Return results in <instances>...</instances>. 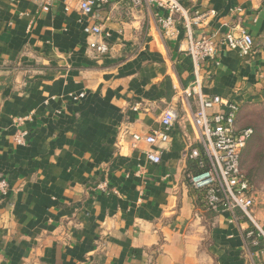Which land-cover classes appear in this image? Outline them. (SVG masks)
Masks as SVG:
<instances>
[{"label": "crops", "instance_id": "0c3cea01", "mask_svg": "<svg viewBox=\"0 0 264 264\" xmlns=\"http://www.w3.org/2000/svg\"><path fill=\"white\" fill-rule=\"evenodd\" d=\"M178 1L183 15L126 0L98 8L93 22L110 36L97 57L77 0L47 12L40 0H0V264H264L253 225L205 210L188 182L198 102L183 94L190 22L194 40L217 47L199 65L202 95L240 110L264 102V0ZM230 30L251 36L248 56L222 45ZM168 109L176 119L153 164L146 153L158 148L132 136L158 132ZM15 118H27L24 145ZM253 215L264 232V207Z\"/></svg>", "mask_w": 264, "mask_h": 264}, {"label": "built area", "instance_id": "2783aa9c", "mask_svg": "<svg viewBox=\"0 0 264 264\" xmlns=\"http://www.w3.org/2000/svg\"><path fill=\"white\" fill-rule=\"evenodd\" d=\"M42 10L47 12L54 0H40ZM110 1L120 0H77L79 13L84 19L83 34L90 39L88 47L94 51L97 57H102L108 52L105 42L109 34L100 25L93 22L95 12L101 6ZM133 8L155 6L157 9L167 10L171 16L183 15L184 11L178 0H126ZM171 16L159 19L161 26L169 33L173 28L174 20ZM188 33L187 54L192 62L193 80L189 87L183 90V94L190 98L196 97L197 109L191 114L192 126L197 136V144L200 149L194 148L189 152V158L196 162L197 172L188 176V182L193 190L202 194L205 210L212 213L227 212L234 217L240 212L254 227L258 241H264V232L256 224L253 211L257 206L264 207V197L258 199L257 192L251 186L244 175L241 165L242 152L253 137L251 128L237 127V118L240 107L234 103L225 101L217 96L204 97L201 93L202 82L199 73V65L207 59H213L216 53V44L207 38L194 40L190 35V22H186ZM228 50L236 52L243 58L250 54L253 48V39L245 31H238L235 35L233 30L226 32L221 40ZM83 97V94L72 96L73 101ZM27 119V118H26ZM25 118H15L12 125L17 129L13 136V142L24 145L27 133L20 127ZM176 119L175 112L166 110L161 117V129L147 136L133 135V141L144 142L151 148L146 153V158L153 164L161 161L160 146L169 141V131ZM8 184L0 181V194L6 195ZM247 238L253 236L252 232L246 234ZM259 242L254 241L257 245ZM264 253V249L261 251Z\"/></svg>", "mask_w": 264, "mask_h": 264}, {"label": "rangeland", "instance_id": "374dc122", "mask_svg": "<svg viewBox=\"0 0 264 264\" xmlns=\"http://www.w3.org/2000/svg\"><path fill=\"white\" fill-rule=\"evenodd\" d=\"M241 128L253 130L252 140L242 154L241 165L249 176L258 199L264 197V102L241 109L239 118Z\"/></svg>", "mask_w": 264, "mask_h": 264}, {"label": "trees", "instance_id": "16d2710c", "mask_svg": "<svg viewBox=\"0 0 264 264\" xmlns=\"http://www.w3.org/2000/svg\"><path fill=\"white\" fill-rule=\"evenodd\" d=\"M239 128V127H238ZM239 129H241V127L239 128ZM252 140V139H251ZM242 154H243V152H242ZM241 160H242V156H241ZM195 164H194V173L195 172H197V169H196V162H194ZM192 167H193V165H192ZM244 175H245V177H246V179L249 181V183L251 184V186H253V184H252V181L250 180V178H249V176L244 172ZM254 187V186H253ZM201 195V198H202V201H203V196H202V194H200ZM203 204H204V207H205V203H204V201H203ZM259 245V244H258Z\"/></svg>", "mask_w": 264, "mask_h": 264}]
</instances>
